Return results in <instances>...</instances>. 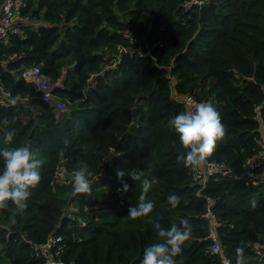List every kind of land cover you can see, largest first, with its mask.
Instances as JSON below:
<instances>
[{
    "label": "trees",
    "instance_id": "16d2710c",
    "mask_svg": "<svg viewBox=\"0 0 264 264\" xmlns=\"http://www.w3.org/2000/svg\"><path fill=\"white\" fill-rule=\"evenodd\" d=\"M189 1L28 0L22 34L0 44V86L15 98L0 105V148L30 142L42 179L23 212L11 201L0 209V264H44L26 241L52 235L62 237L57 259L68 264H140L145 247L160 242L155 224L170 228L182 218L193 230L177 264H221L208 253V196L217 200L230 264L237 247L245 264H264V181L254 185L244 171L264 143V0H204L187 9ZM34 66L54 83L66 70L54 92L67 107L62 119L22 78ZM188 96L211 103L225 126L204 161L226 163L235 174L212 178L204 197L194 176L204 161L186 167L178 159L187 149L169 125L187 111ZM84 165L91 192L73 196L72 173ZM133 169L155 180L147 194L154 208L136 219L128 210L142 187L127 174ZM172 194L180 196L175 209Z\"/></svg>",
    "mask_w": 264,
    "mask_h": 264
},
{
    "label": "clouds",
    "instance_id": "9594fccd",
    "mask_svg": "<svg viewBox=\"0 0 264 264\" xmlns=\"http://www.w3.org/2000/svg\"><path fill=\"white\" fill-rule=\"evenodd\" d=\"M14 102V101H13ZM7 121H5L6 123ZM169 125L179 135L180 143L187 149L178 159L184 165H199L213 152L216 142L225 135V126L221 122L220 113L209 102L198 103L194 110L181 112L169 120ZM13 133L8 132L6 139L11 140ZM0 209L7 207L11 201L15 210L23 212L34 189L40 183L41 167L43 161L36 158L35 151L30 142L16 148H0ZM130 178L142 187L138 203L130 206L128 216L133 219L148 216L153 208L154 201L147 199L155 180L145 176L144 171L131 170L127 173ZM87 165L80 167L72 173V195L91 192ZM126 175L125 171L117 172L118 179ZM122 190L127 192L129 185L122 184ZM171 208L179 206L180 196L172 194L167 197ZM256 206V201H251ZM160 242L151 244L143 250L140 264H177V257L183 253V245L191 234L193 227L188 219L182 218L179 224L164 228L159 223L155 224ZM237 264H245L244 248L237 247Z\"/></svg>",
    "mask_w": 264,
    "mask_h": 264
},
{
    "label": "built area",
    "instance_id": "2783aa9c",
    "mask_svg": "<svg viewBox=\"0 0 264 264\" xmlns=\"http://www.w3.org/2000/svg\"><path fill=\"white\" fill-rule=\"evenodd\" d=\"M28 0H4L0 8V44L7 43L12 35L22 34V29L18 25V21L21 17V11L26 7ZM206 2L204 0H190L186 4L187 9H191L193 6L202 7ZM121 52L126 53V49H121ZM16 58V55L10 56L9 61ZM66 77V70L62 71V76L57 83L45 75L41 67L34 66L26 69L22 73V78L28 83L33 84L36 93L39 94V99L47 102L54 106L57 111V118L62 119L67 111L65 104L55 97L54 92L57 88H63V81ZM93 83V82H92ZM95 84V83H93ZM15 98L12 94L7 91L3 86H0V105L9 107ZM27 102L33 100V98H26ZM185 105L187 111L194 110L196 105L199 103L192 96L186 97ZM195 178L201 180L202 188L198 191L200 197H204L201 191L213 178L215 181H222L225 179H231L235 176L234 170L226 163L213 162L205 160L203 167L196 166ZM262 170L260 176L256 175V171ZM244 171L249 176L250 181L254 185H259L261 181H264V143L260 152L246 159L244 163ZM206 206L203 219L208 222L209 225V236L212 246L209 250V254L215 257H220L222 260L221 264H230V260L227 259L225 249L222 247L219 241L218 231L222 226V222L216 212L217 200L213 197H205ZM82 223V222H81ZM84 224V223H83ZM62 237L61 236H50L45 243L35 244L33 241L27 239V243L30 244L34 250L37 258L45 260L44 264H68L57 257L62 251Z\"/></svg>",
    "mask_w": 264,
    "mask_h": 264
},
{
    "label": "rangeland",
    "instance_id": "374dc122",
    "mask_svg": "<svg viewBox=\"0 0 264 264\" xmlns=\"http://www.w3.org/2000/svg\"><path fill=\"white\" fill-rule=\"evenodd\" d=\"M60 178H61L62 181L66 180L65 176H60ZM108 189H109V188H108ZM104 190H105V189H104ZM107 191H108V190H106L105 193H106ZM101 200H102V199H101ZM73 210L76 211V209H75L74 207H71V208H70V211H73ZM79 220H80V222H83V219H79Z\"/></svg>",
    "mask_w": 264,
    "mask_h": 264
}]
</instances>
